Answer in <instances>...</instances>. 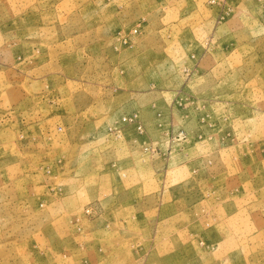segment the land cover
<instances>
[{"label": "rangeland", "instance_id": "1", "mask_svg": "<svg viewBox=\"0 0 264 264\" xmlns=\"http://www.w3.org/2000/svg\"><path fill=\"white\" fill-rule=\"evenodd\" d=\"M0 264H264V0H0Z\"/></svg>", "mask_w": 264, "mask_h": 264}]
</instances>
